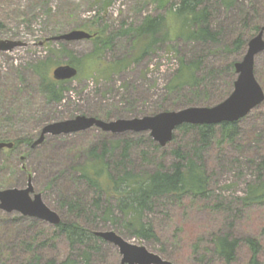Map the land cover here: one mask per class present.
Returning <instances> with one entry per match:
<instances>
[{
    "label": "rangeland",
    "instance_id": "obj_1",
    "mask_svg": "<svg viewBox=\"0 0 264 264\" xmlns=\"http://www.w3.org/2000/svg\"><path fill=\"white\" fill-rule=\"evenodd\" d=\"M170 4L171 0H115L107 7L105 0H0V41L25 44L0 52V142L25 139L32 144L44 126L78 116L116 122L165 110L217 105H213V96L204 98L203 92H167L181 58L186 64L199 60L202 64L197 75L206 76L220 93L231 94L236 74L232 78L224 69L231 62H240L246 51V47L243 54L235 51L232 43L238 37L249 41L258 33L253 32L254 27L260 30L264 26V0H238L229 11L218 0H207L212 27L220 32L218 48H200L177 38L181 24L172 15ZM145 17H163L165 22L156 49L140 60H136L138 50L131 52L128 35H118L96 61L89 57L94 51L91 39L53 41L74 30L90 33L106 29L107 34H118L139 26ZM224 46L231 52L223 50ZM70 57L81 61L79 72L63 82L60 103L48 101L34 68L48 64L52 76V71L67 65ZM120 61L126 63L124 67L111 72ZM254 75L264 93V52L255 58ZM214 127L216 134L205 148L197 131L185 132L181 127L173 131L171 142L163 148L148 132L111 134L96 127L46 136L35 148L21 143L15 150H0V191L25 189L30 183L31 197L39 195L61 223H75L94 236L113 232L170 264H226L213 247L215 237L226 235L238 241L231 264H249L252 251L248 239L258 244L256 261L264 264V204L243 207L239 200L256 180V166L264 159V101L236 123L232 140H222L219 125ZM125 139L134 144L125 164L134 174L154 172L161 165L170 169L178 161L174 151L194 158V149L202 148L199 164L207 178L208 197L153 201L151 210L144 211L135 224L149 225L154 240L135 237L127 217L117 208L116 197L98 194L80 178L83 167L90 169L92 149L101 155L103 144L115 145ZM109 153L103 161L116 175L121 171L119 150ZM95 237L85 245L71 246L53 226L0 210V262L7 264L21 259L39 264L65 260L85 264L84 251L90 264H120L118 248Z\"/></svg>",
    "mask_w": 264,
    "mask_h": 264
},
{
    "label": "trees",
    "instance_id": "obj_2",
    "mask_svg": "<svg viewBox=\"0 0 264 264\" xmlns=\"http://www.w3.org/2000/svg\"><path fill=\"white\" fill-rule=\"evenodd\" d=\"M115 0H105L106 6H110ZM221 6L226 11L231 10L234 6L238 5V0H218ZM174 3V4H173ZM170 7H172V15L179 21L181 28L177 31L176 37L180 38L187 44L200 45V48L205 46L217 47L220 44V32L214 30L211 24V12L207 6V0H171ZM163 17H145L141 24L137 27L126 29L118 34H107L106 29L95 32H90L92 35V42L94 43V51L89 56L90 59L99 60L103 51L112 47L117 36L128 35L131 43V52L138 50L136 60L152 53L157 44L160 42L159 36L162 34L164 28ZM247 26V25H245ZM253 32H259V27L256 26ZM165 40L166 35L162 37ZM51 40V39H49ZM248 41L244 42L240 37L235 39L232 43L233 49L237 52L245 51ZM218 48V47H217ZM223 50L230 53V49L226 46ZM186 64L184 58L179 60V69L175 73L173 79L167 85V92L173 94L182 89H188L194 95L203 92L204 98L211 95L214 97V104L223 101L230 93L222 92L218 89H213L215 86L210 83L211 81L206 76H198L197 71L201 67V62L195 60ZM124 61L117 62L110 69L119 70L126 63ZM81 61L79 59L70 57L68 65L77 69ZM236 62H231L224 70L234 77V65ZM48 64L41 63L35 66L34 72L41 80V90L46 95L48 101L60 103L63 99V82L53 80L52 76L48 74ZM79 72V71H78ZM211 75L213 73H210ZM209 74V75H210ZM212 77V76H211ZM233 81V79H232ZM65 82V81H64ZM232 86V82L230 83ZM190 105H193L190 103ZM196 105V104H195ZM163 111V110H162ZM168 112L167 110H165ZM163 111V112H165ZM156 114V113H155ZM237 123V122H236ZM236 123H223L219 125L221 131V139L228 142L232 140L235 131ZM182 129L185 132L197 131L201 138V147L205 148L208 140L214 138L215 127L210 125L193 126L183 125ZM6 142V141H3ZM13 148L15 150L18 144L24 143L30 147L31 141L21 140L14 141ZM121 143V148L119 147ZM115 145L103 144L102 154H97L95 149L89 152V157L92 158L90 169L83 167L80 172V178L85 180L91 185L97 193L106 194L109 197H116V205L118 210L127 217V225L132 226V234L138 239L149 240L155 238L151 227L144 224H135L139 222V217L144 211H150L153 201L161 198H174L182 200L185 197L202 198L208 197L207 192V178L202 165L199 164V154L202 148L194 149V158L184 157L178 151H174L176 160L169 168L161 165L154 172H146L142 174H134L126 167V162L129 152L133 147V142L128 139L122 140ZM156 147V146H155ZM119 150L120 173L113 175L107 164L104 163L105 154L109 152L114 153ZM118 167V165H116ZM257 178L253 184L248 185L247 193L244 197L240 198L243 207H251L254 205L264 204V159L256 166ZM71 204V207H74ZM132 221L134 223L132 224ZM134 225V226H133ZM60 235L64 236L71 246L85 245L91 240L96 239L94 234H91L81 229L75 223H60L54 227ZM247 245L252 251V258L249 264H258L256 261V254L258 244L253 240H246ZM238 246L237 240H231L228 236H217L213 240V247L215 253L226 263L231 264L235 259V251ZM35 260V259H33ZM83 260L85 264H90L89 255L86 251L83 252ZM0 264H7L0 262ZM14 264H39L38 261H31L29 259L19 260ZM59 264H74L70 260H65Z\"/></svg>",
    "mask_w": 264,
    "mask_h": 264
},
{
    "label": "water",
    "instance_id": "obj_3",
    "mask_svg": "<svg viewBox=\"0 0 264 264\" xmlns=\"http://www.w3.org/2000/svg\"><path fill=\"white\" fill-rule=\"evenodd\" d=\"M264 26L256 36L246 44L245 54L240 62L235 63L236 80L231 94L221 103L210 108H186L178 112H162L141 119L104 122L96 118L78 116L64 122L53 123L43 127L39 138L31 148L40 145L46 136L70 135L87 131L93 127L111 134L144 133L161 148L172 140V133L183 125L217 126L223 123H236L264 101V93L254 75L255 58L264 52ZM92 38L87 32L74 30L59 36L53 41H79ZM25 44L17 41H0V52H10ZM78 74L70 65L58 66L52 71L55 81L64 82L74 79ZM13 143L0 142V150L12 149ZM33 189L28 183L25 189H6L0 191V210L5 213L16 212L23 217L39 220L53 227L61 223L60 217L51 211L39 195L31 197ZM95 236L117 247L122 256L120 264H170L159 256L147 252L143 247L131 245L113 232L95 233Z\"/></svg>",
    "mask_w": 264,
    "mask_h": 264
}]
</instances>
